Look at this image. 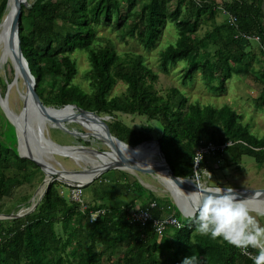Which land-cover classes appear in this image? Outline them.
<instances>
[{
  "label": "trees",
  "instance_id": "1",
  "mask_svg": "<svg viewBox=\"0 0 264 264\" xmlns=\"http://www.w3.org/2000/svg\"><path fill=\"white\" fill-rule=\"evenodd\" d=\"M6 2L0 0V21ZM263 4L264 0H27L18 21L20 47L43 104L57 108L75 104L107 115L110 132L132 146L156 139L176 176L194 177L198 147L208 141H230L223 150L199 161L197 173L202 181L213 168L238 165L243 155L264 166V137L253 134L227 104L217 107L191 101L177 84L158 90L159 73L144 53L119 52L110 31L146 50L157 44L170 23L177 38L160 50V71L182 62V83L199 74L205 86L216 82L220 90L232 73L247 74L260 84L255 104L264 106V70L259 68L258 75L250 68L254 54L248 49L253 42L259 43L264 63ZM242 33L259 38L247 39ZM78 53H84L88 61L83 75L87 89L75 82ZM8 66L13 73L11 61ZM7 78L0 75L3 93ZM118 82L124 89L113 94ZM2 112L0 107V118H4L0 201L9 198L15 186L31 183L35 174L43 173L35 162L18 155L14 127ZM120 113L138 115L144 121L134 128L117 117ZM88 141L82 142L89 145ZM116 170L115 178L103 173L94 179L97 188H92L90 199H84L85 209L60 192L65 183L54 180L32 211L0 218V264H181L185 256H196L198 264H253L250 253L256 249L244 251L199 233L193 215L182 216L168 197L155 195ZM28 198L24 205L29 207ZM98 208L104 211L91 219L90 211ZM132 209L148 211L151 219L174 216L181 226L166 224L158 232L151 219L132 221ZM10 210L0 206V213Z\"/></svg>",
  "mask_w": 264,
  "mask_h": 264
},
{
  "label": "rangeland",
  "instance_id": "2",
  "mask_svg": "<svg viewBox=\"0 0 264 264\" xmlns=\"http://www.w3.org/2000/svg\"><path fill=\"white\" fill-rule=\"evenodd\" d=\"M33 0H28V2H32ZM264 5V4H263ZM8 10H10V6H8ZM220 17V16H219ZM162 30L161 34L159 35V39L156 42L157 44L154 47H150L149 49L144 50L140 44H138L134 40H128L125 42L117 37V33L112 29V33L110 31V36L114 39L115 48L123 53L124 51L130 52H142L145 55V59L147 63L152 66L154 70H157L159 73L158 83L156 84V88L162 92L166 90V88L171 84H177L180 90L191 99V101H199L202 102L201 104H210L212 106H222V105H229L234 110H236L241 116L242 121L248 124L249 130L255 134L257 137H264V109L259 108L257 104H255V98L257 97L258 93L260 92V84L257 81H254L253 78L249 77L247 74H238L232 73L230 78L225 81V86L222 90L218 89L217 83L211 84L209 87L203 84V81L200 79L199 74H194L192 77L181 82V72H182V62L175 63L173 65H169L165 72L159 70V53L160 50L163 49L167 44L174 43L177 38V31L174 26L170 23H167ZM106 27V26H105ZM101 31V30H100ZM106 33H109V29L105 30ZM4 37H0V75L1 77L6 80L7 78V89L1 92L0 95L4 96L7 94V101H6V112L7 115L11 117L8 113L7 109L17 114L22 108V97L21 95L24 94L25 88L21 82V79L18 78L17 81H14V74L10 72V67L8 66L9 56L6 52L5 44H4ZM169 40V41H167ZM167 41V42H166ZM164 44V45H163ZM76 60L78 65V75L75 78V82L80 84L83 88L87 87V82L84 79L83 75L85 69L88 67V61L86 55L84 53L76 54ZM262 54L258 53L256 55V59L251 58L250 62L252 64V70L256 71L255 73L258 74L259 72V61L263 63ZM260 59L259 61H256ZM264 70V64L261 65ZM255 74V75H256ZM253 75V74H251ZM254 75V76H255ZM259 75V74H258ZM19 77V76H18ZM12 80V81H11ZM124 89V86L121 82H118L117 85L113 88L112 93L116 94L121 92ZM2 115L6 118L4 112ZM66 114H62L59 117H63ZM58 117V116H57ZM117 117L123 121V123L130 125L131 127L137 128L139 124L144 121V117L138 115H127V114H118ZM7 119V118H6ZM8 120V119H7ZM108 120V119H106ZM4 122V118H0V124ZM80 123L74 122H67L66 126L70 129H76L79 131H87L94 133L92 128L88 127L86 123L91 122V120H79ZM91 124V123H90ZM94 126V125H91ZM44 132L47 137H50L53 141L67 145V144H79L85 145L88 147H93L97 150H108V147L99 139L94 137H84L78 138L75 135L69 134L67 132L62 131L58 127H53L51 123L46 122L44 127ZM96 134V133H95ZM98 135V134H97ZM89 140V145L82 141ZM142 148H145L143 146ZM123 152L127 153L128 150L122 149ZM145 153L146 158L155 159L154 153H149L147 150ZM47 156L51 160L54 166L58 167L57 163H60L66 169H78L80 166H89V159H92V155L88 153L83 154V161H79L78 163L75 160L82 157V155H75L69 154V156L58 155L54 153H48ZM210 161H215L216 159L210 158ZM122 170L125 174L128 175L130 180H136L144 187L150 189L154 192L155 195L159 197H168L174 204V197L173 194L169 191L166 185L161 181L159 176L154 174H148L139 172L136 170ZM119 170L116 169H109L104 172L105 175L110 176L111 178H115ZM44 172L42 175L40 173L35 174L31 183H25L22 185L15 186L11 191V196L9 198H3L0 201V206L2 209H6L7 207L11 208L9 213H0L6 214L7 217H0V218H8L11 217L14 211L18 213H24L29 210L30 206L24 205V199L28 198L27 202L32 203V197H36L38 191L41 187V182L44 178ZM208 175V174H207ZM42 180L39 182V179ZM94 181V180H93ZM90 183L82 186L83 196L84 199L88 200L91 197V190L95 186V183ZM232 186L236 188H264V166H257L255 161L252 157L243 155L241 158V162L238 165H230L227 168L219 169L213 168L211 170V175L209 178H202L200 181V186ZM68 184L62 187L60 192L68 198ZM97 188V186H95ZM171 193V194H170ZM29 204V205H30ZM12 205V207H11ZM14 205V206H13ZM251 210V209H250ZM252 214L256 216V219L261 224H264V215L258 211L251 210ZM15 214V213H14ZM180 214L182 215L181 211ZM183 216V215H182ZM59 229V227H57Z\"/></svg>",
  "mask_w": 264,
  "mask_h": 264
},
{
  "label": "water",
  "instance_id": "3",
  "mask_svg": "<svg viewBox=\"0 0 264 264\" xmlns=\"http://www.w3.org/2000/svg\"><path fill=\"white\" fill-rule=\"evenodd\" d=\"M27 0H12L11 9L8 10L9 0L6 2V13L3 16L2 20L0 21V32L4 31V44L6 48V52L9 56L11 61V65L13 67V74H14V81L17 79V75L20 77L21 82L25 88L24 94L21 95L22 97V108L19 113L15 114L21 118L22 123V132L24 146L28 154H21L19 149V134L16 124L10 120L7 116L6 112V101H7V94L4 96L0 95V107L4 112L8 121L13 125L16 138H17V151L18 155L21 157L28 158L35 162L40 169L44 172V165L42 162L31 156L30 152V145L32 143L33 148L39 149L42 147L39 145V137L43 135V130L41 128L45 125L46 122L51 123L53 127H58L64 132L69 134L75 135L77 137H94L96 139L101 140L107 147L108 150H97L93 147H88L85 145L79 144H59L53 141L50 137H48V141H46V153H54L58 155L69 156L70 151L74 152H81L88 153L89 155L97 156L98 154H115L116 157H112L113 159L107 163H103L100 161L99 163H95V159H89V166H80L78 169H66L60 163H57L58 167L53 166L49 163L48 169V177L44 175V178L41 182L43 186L42 190L37 194L36 197H32V203L30 205L29 210L33 209L36 204L41 199L44 191L46 190L47 186L50 182L54 180L61 181L65 184L72 185V184H81L82 186L90 183L94 179L98 178L101 174L106 172L109 169H123V170H136L143 173L159 175L160 173L163 174L165 178L169 181L170 185L176 190L173 194L174 201L176 207L181 211L184 216H192L193 215V208H192V200L194 198L195 193L199 190L200 186L197 184L193 179L186 178V177H179L174 174L172 169L170 168L169 164L167 163L165 156L162 150L159 147L158 141L154 138H150L149 140H144L134 146L129 145L128 143L120 140L115 135H113L108 125L106 124L105 120L108 119V116H100L93 111H89L83 109L75 104H66L63 107H53L47 106L43 104L35 91V80L34 76L31 74L30 69L28 67V62L22 54L21 47H20V37H19V28H18V21L19 16L21 13V6L26 4ZM64 108H70L72 112L69 115H65L63 117H55L49 110H61ZM79 120H91L92 122L98 123L101 129V133L99 135L87 131H79L76 129H70L66 126L67 122H79ZM36 127V130H34ZM39 136H37V135ZM52 142V144H51ZM50 143V144H49ZM147 143L151 146L154 152L155 161L151 163L140 164L138 161L133 160L132 157L130 158L125 152L122 151L120 144L127 147L128 149H134L137 146ZM51 145H55L60 147V150H54ZM68 149V150H67ZM80 161L84 162V157L78 158ZM78 163V160H77ZM103 163V164H101ZM45 174V172H44ZM66 175L68 177H66ZM83 175H91L89 179L82 181L80 179ZM209 187V186H205ZM168 188V187H167ZM237 198L242 199L244 201H248L254 203L260 200L261 205L264 206V188H236L233 187ZM171 190L170 188H168ZM180 191V192H179ZM180 196V197H178ZM185 201H180V198ZM181 204H185L187 207L191 208V213L187 214L182 211L180 206ZM255 209L254 211H258L262 214L264 212L260 208H250ZM21 213L12 214L10 216H20ZM7 217L6 214H0V217Z\"/></svg>",
  "mask_w": 264,
  "mask_h": 264
},
{
  "label": "clouds",
  "instance_id": "4",
  "mask_svg": "<svg viewBox=\"0 0 264 264\" xmlns=\"http://www.w3.org/2000/svg\"><path fill=\"white\" fill-rule=\"evenodd\" d=\"M192 208L199 233L219 237L244 251L256 249L250 253L253 264H264V224L258 222L244 200L237 198L232 186L200 187ZM181 264H198V258L185 256Z\"/></svg>",
  "mask_w": 264,
  "mask_h": 264
},
{
  "label": "bare ground",
  "instance_id": "5",
  "mask_svg": "<svg viewBox=\"0 0 264 264\" xmlns=\"http://www.w3.org/2000/svg\"><path fill=\"white\" fill-rule=\"evenodd\" d=\"M11 5H12V0H9V5L8 6H10V9H11ZM2 36L4 37V31L0 32V37H2ZM17 78H18V75H17ZM7 111L11 115L12 118H10L8 115L7 116L10 118V120H12L16 124L17 129H18L20 153L21 154H28V152L26 151L25 146H24V140L22 138L24 133L22 132L21 118L18 115H15L14 113L10 112L8 109H7ZM71 112H72V110L70 108H64V109H61L59 111L58 110H55V111L49 110V113H51L55 117H57V116L59 117L62 114L69 115ZM86 125L88 127H94V128H92L93 129L92 131L94 133L98 134V135H99V133L102 132L101 129H100V127H99V124L98 123H95V122H92L91 121V122L86 123ZM91 125H94V126H91ZM44 127H45V125H43V127L41 128V130H43V135H41L39 137L36 134L39 137V141H40L39 142V145H41L42 147H39V149L33 148V145L31 143V145H30V147H31L30 148V150H31L30 154H31V156H33L34 158H36L37 160H39L40 162L43 163L44 170H45L44 171L45 172V175L48 177V169H49V166L48 165H49V163H50L51 160L49 159V157L47 156V153H46V150L48 149L46 147V144H47L46 141H48V139H47L48 137L45 135ZM34 130H36V127H34ZM51 144H52V142H51ZM120 146H121L122 149H125L126 148L128 150V152L126 154L130 158L132 157L133 160L136 159V161H138L140 164L151 163V162H154L155 161V159L146 158L144 156L145 153H146V151H144V150H147L149 153H154L153 150H152V148H151V146L149 144H147V143H143V144L137 146L134 149H128L127 147L123 146L122 144H120ZM143 146H145V148H142ZM51 147H53V151L54 150L55 151L56 150L61 151L60 150V147H57L55 145H51ZM69 154H75V155H82L83 156L84 153L82 154L81 152L70 151ZM113 156L116 157L115 154L109 153L108 155L107 154H98L97 156L92 155L91 157H92V159H95L96 160L95 163H99L100 161H103V163H107V162H109V161H111L113 159L112 158ZM75 161L77 162V160H75ZM79 161L80 160L78 159V162ZM103 163H101V164H103ZM50 164L53 165L52 163H50ZM90 176L91 175H83V176L80 177V179H83L82 181H84V180L89 179ZM157 176H159V178L166 185V187H168V188L171 189V190H169L170 192L172 191V193H173V192L176 191L170 185L169 181L167 180V178H165L163 176L162 173H160ZM66 177H68V176L66 175ZM79 185H81V184H79ZM178 197H180V196H178ZM260 198H264V197H259V199ZM260 200L254 202V203H251V202H248V201H245V202L248 204L249 208H260L264 212V206H259V205H261ZM180 201H182V202L185 203V201L182 199V197L180 198ZM179 203H180V206H181L183 212H185L187 214L191 213L192 210H191L190 207H187L184 203L183 204H181V202H179ZM251 210H253V209H251Z\"/></svg>",
  "mask_w": 264,
  "mask_h": 264
},
{
  "label": "built area",
  "instance_id": "6",
  "mask_svg": "<svg viewBox=\"0 0 264 264\" xmlns=\"http://www.w3.org/2000/svg\"><path fill=\"white\" fill-rule=\"evenodd\" d=\"M243 37L247 39H255L258 40L259 36L257 34L252 33H242ZM230 141H227L225 143H214L212 141H208L206 146L198 147L196 154H195V161H194V177L193 179L197 184L200 185V179L198 176V164L199 161L207 154H213L217 149L223 150L224 147L228 144H230ZM68 199L72 202L77 203L78 207L80 209H85L87 207V203L84 201L83 192H82V185L79 184H72L69 185L68 188ZM104 211V208H98L95 210L90 211V218L94 219L98 214L102 213ZM130 214V218L132 221L139 220L141 223H144L151 219L150 214L146 210H137L132 209ZM152 224L154 225L155 229L158 232H161V230L164 228L166 224L174 226V227H180L181 222L174 216H168L163 218H153Z\"/></svg>",
  "mask_w": 264,
  "mask_h": 264
},
{
  "label": "crops",
  "instance_id": "7",
  "mask_svg": "<svg viewBox=\"0 0 264 264\" xmlns=\"http://www.w3.org/2000/svg\"><path fill=\"white\" fill-rule=\"evenodd\" d=\"M263 6H264V5H263ZM248 49L251 50V52H252L251 54H254V56H252V58H253V59H256V55H257L258 53H260V52H259V43H257V42H253L252 47H251V48H248ZM260 59H262V58H260ZM260 59L255 60L256 63H257V61H259ZM259 63H260V64H259V68H262L261 65L264 64V63H261L260 61H259ZM250 68H253V67H252V64L250 65ZM260 92H261V91H260ZM260 92H259V93H260ZM259 93H258V95H259ZM258 95H257V97H258ZM257 97H256V98H257ZM258 106H259V108H261V109L263 108V109H264V106H260V105H258ZM41 188H42V187H41ZM41 188H40V189H41ZM40 189H39V190H40Z\"/></svg>",
  "mask_w": 264,
  "mask_h": 264
}]
</instances>
